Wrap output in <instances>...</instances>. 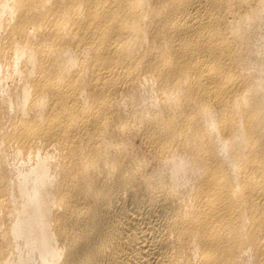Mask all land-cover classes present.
<instances>
[{
	"label": "bare ground",
	"instance_id": "bare-ground-1",
	"mask_svg": "<svg viewBox=\"0 0 264 264\" xmlns=\"http://www.w3.org/2000/svg\"><path fill=\"white\" fill-rule=\"evenodd\" d=\"M0 264H264V0H0Z\"/></svg>",
	"mask_w": 264,
	"mask_h": 264
}]
</instances>
